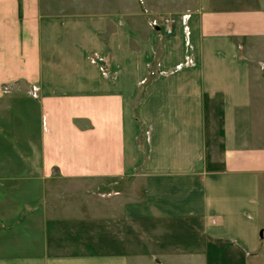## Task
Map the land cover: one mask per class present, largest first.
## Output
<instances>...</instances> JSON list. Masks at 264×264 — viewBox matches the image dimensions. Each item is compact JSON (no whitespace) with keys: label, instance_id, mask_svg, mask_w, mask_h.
<instances>
[{"label":"crops","instance_id":"obj_1","mask_svg":"<svg viewBox=\"0 0 264 264\" xmlns=\"http://www.w3.org/2000/svg\"><path fill=\"white\" fill-rule=\"evenodd\" d=\"M45 9L0 0V264L87 260V236L100 242L120 212L128 225L191 228L200 264H264V0L163 9L189 15L190 46L180 25L150 29L144 70L129 61L122 78L118 28L104 76L86 54L104 51V19L73 26ZM49 183L85 199L64 203Z\"/></svg>","mask_w":264,"mask_h":264},{"label":"rangeland","instance_id":"obj_2","mask_svg":"<svg viewBox=\"0 0 264 264\" xmlns=\"http://www.w3.org/2000/svg\"><path fill=\"white\" fill-rule=\"evenodd\" d=\"M181 3L182 0H44V7L46 8V12L51 16L53 15L57 21L63 18V16H70L73 26H75L77 16L86 15L89 23L96 22L95 18L97 17L104 19L97 21L99 32L95 36L98 42L104 46V51L100 54L90 51L86 53L87 60L95 65L104 76L110 75L112 71V55L108 48L111 43L110 38L112 32H115L116 28H118V34L115 37H118L117 44L119 48L116 55L119 68L115 69V72H118L119 77L122 78L127 75L126 71L128 68L124 65H128L129 61V66H132L133 63L138 65L137 68H134L136 75H139L141 71L144 70L140 63L146 49L145 35L147 31L151 32V23L153 21L161 22L163 18L169 16L175 17L176 15H171L172 13L167 14L168 12L163 11V9L172 10L177 8ZM100 21H102V25H99ZM90 26L91 25H89V27ZM97 27L93 28L96 29ZM88 31L90 37V32L94 31V29L90 27ZM93 33L95 34L96 32ZM160 38L161 37H159V39ZM80 55L76 47H73L72 60L79 61ZM177 68L180 69V67ZM147 71V77L154 76L152 70H148L147 68ZM144 84V81L138 82L140 89L143 88ZM218 102V100H215L212 105L215 111L218 110ZM214 118L218 129L220 126L219 117L216 115ZM216 135L218 136L219 132H216ZM49 184H51V187L58 188V190H66L64 193V203H80L85 199L84 191L78 184ZM123 201L124 200L121 199V203ZM122 214V212L119 213L120 219L118 221V227L115 225V220L114 227L111 218L107 219L105 217L103 229L104 236L98 238L100 242H96L95 233H93V231V236H87V260H76L78 256H73L75 259L68 260V263L200 264L199 260H193L190 257L192 242L191 228H189V230L187 229L188 231H183V229H177L176 227L167 228V226L160 228L151 224L146 225L143 221L128 225L123 220ZM114 231L117 232L118 235L114 233L113 236ZM82 238L85 240V237ZM161 239H164V243L161 242ZM101 240L103 241L102 243ZM185 249H187V251H185ZM72 252L76 254L75 249H73ZM95 254L98 256H95Z\"/></svg>","mask_w":264,"mask_h":264},{"label":"built area","instance_id":"obj_3","mask_svg":"<svg viewBox=\"0 0 264 264\" xmlns=\"http://www.w3.org/2000/svg\"><path fill=\"white\" fill-rule=\"evenodd\" d=\"M189 15L183 14L180 17L169 16L163 18L161 22L153 21L151 28L159 31L166 36H172L177 25H180L183 34V42L186 47L190 46V31L188 26Z\"/></svg>","mask_w":264,"mask_h":264},{"label":"water","instance_id":"obj_4","mask_svg":"<svg viewBox=\"0 0 264 264\" xmlns=\"http://www.w3.org/2000/svg\"><path fill=\"white\" fill-rule=\"evenodd\" d=\"M259 237L262 238V230L259 232Z\"/></svg>","mask_w":264,"mask_h":264}]
</instances>
